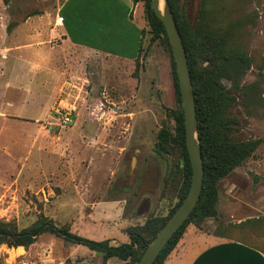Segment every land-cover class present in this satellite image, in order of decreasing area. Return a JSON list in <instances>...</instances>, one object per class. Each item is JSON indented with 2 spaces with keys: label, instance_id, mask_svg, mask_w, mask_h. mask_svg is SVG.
Listing matches in <instances>:
<instances>
[{
  "label": "rangeland",
  "instance_id": "374dc122",
  "mask_svg": "<svg viewBox=\"0 0 264 264\" xmlns=\"http://www.w3.org/2000/svg\"><path fill=\"white\" fill-rule=\"evenodd\" d=\"M62 2L0 0V220L25 228L44 215L85 239L127 243L128 227L167 216L179 198L183 149L157 146L165 123L176 135L171 53L165 38L150 43L148 24L136 60L73 46L58 30ZM204 3L211 25L234 30L252 59L242 84L256 88L235 91L232 113L236 136L260 145L220 181L218 214L201 231L264 252V0H181L192 25ZM60 98L78 105L65 129L47 125ZM147 171L158 184L133 201ZM0 264H102V256L44 234L28 248L1 245Z\"/></svg>",
  "mask_w": 264,
  "mask_h": 264
},
{
  "label": "trees",
  "instance_id": "16d2710c",
  "mask_svg": "<svg viewBox=\"0 0 264 264\" xmlns=\"http://www.w3.org/2000/svg\"><path fill=\"white\" fill-rule=\"evenodd\" d=\"M135 1L144 3V15L151 34L150 43L165 38L171 53L174 84L179 102V108L174 114L177 121L176 135L170 132V128L165 123L158 134L157 146L160 153H168L171 143H178L183 149L182 182L177 203L165 217L151 216L142 225L128 227L126 234L129 237V242L123 244H112L111 240L96 242L85 239L72 232L69 226H59L53 219L42 215L32 225L25 228H19L15 223L0 220V246L28 248L40 236L50 234L97 252L102 256V264H107V261L114 257L123 262L137 264L148 244L187 196L191 187L192 167L186 146L182 96L171 44L165 25L153 10L151 0ZM168 1L187 53L197 108L204 178L200 198L195 208L168 241L153 264L165 263L189 225H194L202 230L207 219L217 216L220 181L253 156L260 145V140H244L236 136V126L239 120L232 113V108L237 101L235 91L248 97L256 88L252 84H242L244 76L252 65V59L246 48L241 47L240 44L237 45V42H241L240 40L234 42V30L227 29L220 32L211 25L214 22L208 18L207 3H204L198 22L192 25L181 5V0ZM146 32V29L143 30L141 52ZM140 54L135 60L139 58ZM224 78L232 82L231 88H228L223 82ZM261 221L263 219L260 217L249 218L241 222L243 224L239 228L245 224ZM215 235L223 236L219 232Z\"/></svg>",
  "mask_w": 264,
  "mask_h": 264
},
{
  "label": "crops",
  "instance_id": "0c3cea01",
  "mask_svg": "<svg viewBox=\"0 0 264 264\" xmlns=\"http://www.w3.org/2000/svg\"><path fill=\"white\" fill-rule=\"evenodd\" d=\"M58 16V30L73 46L126 60L141 52L147 28L142 1L63 0ZM185 233L164 264H264V252L244 242L198 228Z\"/></svg>",
  "mask_w": 264,
  "mask_h": 264
},
{
  "label": "water",
  "instance_id": "95a60500",
  "mask_svg": "<svg viewBox=\"0 0 264 264\" xmlns=\"http://www.w3.org/2000/svg\"><path fill=\"white\" fill-rule=\"evenodd\" d=\"M163 2V8H160L161 0H151V5L165 25L176 64L185 117L186 146L192 167V181L187 196L148 244L137 264H153L155 262L168 241L195 208L200 198L204 178V163L198 135L197 108L187 53L169 1L163 0ZM157 177L152 183L148 179L145 180L134 195L133 201L144 191L156 187L158 184ZM150 183L152 185L149 187Z\"/></svg>",
  "mask_w": 264,
  "mask_h": 264
},
{
  "label": "built area",
  "instance_id": "2783aa9c",
  "mask_svg": "<svg viewBox=\"0 0 264 264\" xmlns=\"http://www.w3.org/2000/svg\"><path fill=\"white\" fill-rule=\"evenodd\" d=\"M63 17H57V23H62ZM78 115L77 102L67 98H60L56 106L52 110V114L47 121V125L57 129H65L71 127Z\"/></svg>",
  "mask_w": 264,
  "mask_h": 264
},
{
  "label": "flooded vegetation",
  "instance_id": "af4514ba",
  "mask_svg": "<svg viewBox=\"0 0 264 264\" xmlns=\"http://www.w3.org/2000/svg\"><path fill=\"white\" fill-rule=\"evenodd\" d=\"M149 172H150V171H147L144 180H147V179H148V180L152 183V182L155 180V178L158 176V173L155 175V177H154L153 180L151 181V180H150V177H149V175H148ZM157 178H158V177H157ZM144 180H143V182H144ZM143 182H142V183H143ZM151 183H150V184H151ZM151 185H152V184H151ZM151 185H149V187H150Z\"/></svg>",
  "mask_w": 264,
  "mask_h": 264
},
{
  "label": "bare ground",
  "instance_id": "6f19581e",
  "mask_svg": "<svg viewBox=\"0 0 264 264\" xmlns=\"http://www.w3.org/2000/svg\"><path fill=\"white\" fill-rule=\"evenodd\" d=\"M164 2L161 0L160 8H163Z\"/></svg>",
  "mask_w": 264,
  "mask_h": 264
}]
</instances>
